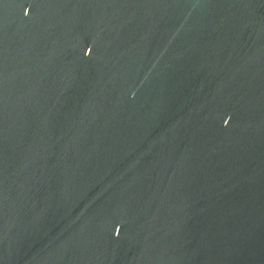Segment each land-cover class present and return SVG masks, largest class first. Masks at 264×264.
<instances>
[{
	"label": "water",
	"instance_id": "1",
	"mask_svg": "<svg viewBox=\"0 0 264 264\" xmlns=\"http://www.w3.org/2000/svg\"><path fill=\"white\" fill-rule=\"evenodd\" d=\"M0 264H264V0H0Z\"/></svg>",
	"mask_w": 264,
	"mask_h": 264
}]
</instances>
